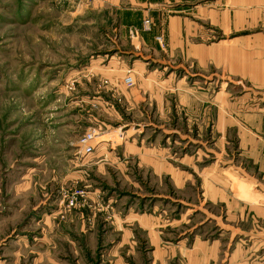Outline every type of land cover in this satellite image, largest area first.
I'll return each mask as SVG.
<instances>
[{"label": "rangeland", "instance_id": "1", "mask_svg": "<svg viewBox=\"0 0 264 264\" xmlns=\"http://www.w3.org/2000/svg\"><path fill=\"white\" fill-rule=\"evenodd\" d=\"M116 2L0 0V264L115 263L118 213L133 203L164 223L182 220L172 233L206 217L182 200L194 187L182 197L176 184L179 173L201 182L186 156L203 154L196 169L215 161L212 127L202 132L176 96H151L148 78L161 84L152 71L164 63L151 56L133 70L150 53L121 32ZM235 145L225 151L234 156ZM150 161L167 170L155 174Z\"/></svg>", "mask_w": 264, "mask_h": 264}, {"label": "crops", "instance_id": "2", "mask_svg": "<svg viewBox=\"0 0 264 264\" xmlns=\"http://www.w3.org/2000/svg\"><path fill=\"white\" fill-rule=\"evenodd\" d=\"M115 1L121 32L128 39L132 34V47L150 53L137 57L133 70L151 56L164 63L165 71H152L161 84L148 78L151 96H176L202 132L212 127L215 161L196 169L203 154L183 160L201 182L190 184L179 173L177 191L183 197L194 187L193 199L180 198L197 200L186 204L206 216L183 233L168 230L182 220L164 223L156 213H136L134 203L125 214L118 208V261L112 264H264V0ZM230 142L234 156L225 151ZM147 164L155 174L167 170L158 171L160 161Z\"/></svg>", "mask_w": 264, "mask_h": 264}, {"label": "built area", "instance_id": "3", "mask_svg": "<svg viewBox=\"0 0 264 264\" xmlns=\"http://www.w3.org/2000/svg\"><path fill=\"white\" fill-rule=\"evenodd\" d=\"M145 26L148 28L149 26H150V21H146L145 23ZM125 84L126 85H128V86H131V85H133V79L131 78V77H127L126 79H125ZM91 152V150H88V153H90ZM85 195V193L84 192H82V191H80V192H74L73 194H72V197H69L68 198V204H67V206L70 208V207H73L74 206V201H75V199L76 198H79V197H83Z\"/></svg>", "mask_w": 264, "mask_h": 264}, {"label": "bare ground", "instance_id": "4", "mask_svg": "<svg viewBox=\"0 0 264 264\" xmlns=\"http://www.w3.org/2000/svg\"><path fill=\"white\" fill-rule=\"evenodd\" d=\"M98 143L96 144H100V143H109V142H112L115 140L116 137H114V134H109V135H105V136H101V137H98Z\"/></svg>", "mask_w": 264, "mask_h": 264}]
</instances>
